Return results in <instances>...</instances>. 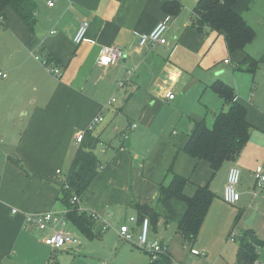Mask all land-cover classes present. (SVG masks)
<instances>
[{
	"label": "crops",
	"instance_id": "1",
	"mask_svg": "<svg viewBox=\"0 0 264 264\" xmlns=\"http://www.w3.org/2000/svg\"><path fill=\"white\" fill-rule=\"evenodd\" d=\"M33 1L31 27L10 7L0 15V72L5 74L0 76V264H45V248H51L43 240L49 232L28 224L23 214L67 211L62 178L79 144L76 135L88 131L96 114L103 117L91 129L99 138L94 154L100 168L80 194L82 209L98 212L116 228L119 220L113 214L135 210L137 215L124 222L138 232L135 204L154 207L157 185L170 169L187 177V195L197 186L210 189L209 162L190 158L183 147L195 122L210 127L225 107L209 87L215 80L231 85L246 109L249 136L238 156L221 164V184L231 166L240 169V198L232 214L243 222L241 231L251 229L260 243L253 264H264V188L256 197L251 193L253 171L257 166L264 170V0L234 3L254 38L233 51L224 31L195 26L198 0H55L52 6L49 0ZM169 14L166 44L139 46L138 35ZM82 20L89 22L85 40L74 44ZM112 45L122 48L123 57L115 65H99L101 48ZM31 51L49 56L61 75L50 74ZM247 55L257 61L253 72L242 69ZM167 91L173 98L165 96ZM149 222L150 236L157 221ZM61 229L84 235L69 218ZM105 230L93 221L92 231L101 232L97 239Z\"/></svg>",
	"mask_w": 264,
	"mask_h": 264
},
{
	"label": "trees",
	"instance_id": "2",
	"mask_svg": "<svg viewBox=\"0 0 264 264\" xmlns=\"http://www.w3.org/2000/svg\"><path fill=\"white\" fill-rule=\"evenodd\" d=\"M235 2L236 0H198L193 9L195 26L201 28L207 25L224 31L230 51L243 48L254 38L253 29L234 9ZM5 7L12 8L30 27L34 25L36 5L33 0H0V15ZM256 66L257 61L250 55H247L242 63V69L251 72L255 71ZM209 87L219 95L225 107L214 115L210 127L203 121L194 123L183 151L190 158L208 161L215 174L225 160H233L238 156L248 139L249 124L246 120V109L236 100V92L231 85L215 80ZM98 142V135L91 130L83 134L66 172L69 187H61L62 199L67 206V219H71L89 238H99L101 232L92 231L94 220L86 212H80L70 204V197L74 193L80 195L98 173L100 163L94 154ZM187 181V177L170 169L166 180L157 185L156 205H135L140 212L139 222L144 216H147L149 221L152 219L158 222L162 219L164 223L174 222L184 241L192 244L198 237L215 194L205 185L197 186L192 195H187L184 192ZM238 243L236 264H253L260 243L252 230L247 228L241 231ZM167 258L168 256L162 255L148 264H170Z\"/></svg>",
	"mask_w": 264,
	"mask_h": 264
},
{
	"label": "rangeland",
	"instance_id": "3",
	"mask_svg": "<svg viewBox=\"0 0 264 264\" xmlns=\"http://www.w3.org/2000/svg\"><path fill=\"white\" fill-rule=\"evenodd\" d=\"M1 25L2 23H0ZM254 44L258 46L260 42L258 41L257 43L255 41ZM209 180L212 182L210 189L214 192L215 196L208 209L203 227L194 244L186 245L184 239L177 233L176 224L173 222L164 223L160 219L157 222L156 231L151 232L150 236L152 238L159 237L162 239V243L167 247L169 255V259L167 258V260L170 262L176 264H235L233 248L235 246L236 249V246L238 247L239 245L238 234L241 231L240 228L242 226L240 225L243 222H241L238 214H232V208H234L236 203L229 204L222 199L221 191L223 185L221 184L222 175L220 174V168L212 178L210 175ZM130 211L128 214H113L114 219L119 220L117 228L111 224L110 226L112 228L105 230L100 239L95 237L89 238L82 233H76L75 235L81 244L79 250L71 246L59 250L45 248L44 263L148 264L150 262L149 254L133 242L123 240L118 234V229L122 223L129 226V228L131 227V223H125L124 220L128 219L129 215L136 216L137 212L135 210ZM234 228L237 236L235 240L231 241L228 236ZM131 232L136 236L137 232L132 228ZM154 240L159 241L157 238ZM115 243H117L116 249H114ZM224 247L226 248L225 255L223 256L222 252Z\"/></svg>",
	"mask_w": 264,
	"mask_h": 264
},
{
	"label": "built area",
	"instance_id": "4",
	"mask_svg": "<svg viewBox=\"0 0 264 264\" xmlns=\"http://www.w3.org/2000/svg\"><path fill=\"white\" fill-rule=\"evenodd\" d=\"M55 0H49L47 2L48 6H52ZM172 16L169 14L164 20L159 21L154 28L148 33H141L138 35V45L139 46H154V45H164L166 44V31L168 29L169 21L171 20ZM89 27V22L87 20H82L79 23V26L73 36L74 44H79L83 40H85V36ZM56 30H50V34H54ZM31 54L34 56L36 60H38L46 70L54 75L55 77H59L61 75L60 67L50 59L49 56L43 57L40 54L34 53L31 51ZM124 55V51L121 47L112 45V46H105L101 48L100 53L97 58V63L101 66H110L115 65L120 58ZM225 63H228L229 60L225 59ZM130 73V71H128ZM0 76H5L0 72ZM122 82H120V85ZM168 98H173V94L171 91H167L165 94ZM114 97L110 98L106 105L111 104L114 101ZM105 106L102 107V109ZM102 115L96 114L93 116L90 124L88 125L87 129L91 130L96 124L102 121ZM131 127H135V124H132ZM123 137L126 134H122ZM83 137V133H79L76 135V141L80 142ZM57 173H60V170H56ZM254 177V186L252 189L253 197L259 195V192L264 188V170L262 166H257L253 171ZM240 179V169L233 165L229 168L227 173L226 182L223 186L222 190V199L224 202L229 204L236 203L240 198V193L237 190V185ZM62 187L68 188V184L66 182V175L62 178ZM70 204L74 205L78 208L80 212H86L94 221H99L101 230L108 229L110 225L100 216V214L96 211L92 210H85L80 207V195L72 194L70 197ZM18 209L12 208V212L16 213ZM25 221L38 228L39 230L48 231L49 233L44 237V244L51 249L59 250L67 245H72L77 250H79V241L78 238L68 232H65L61 229L67 222L66 212H58V211H42V212H24L23 214ZM131 221L135 220V217H129ZM149 218L144 216L142 220L139 222V231L137 232L136 236L131 232V228L129 226L122 224L118 229V234L123 240L131 241L138 247L142 248L149 254L150 262L157 260L160 256H168L167 247L160 241L154 240L149 236ZM229 239L231 241L236 239V232L233 230L229 235ZM101 264V263H96ZM170 264H176L170 262Z\"/></svg>",
	"mask_w": 264,
	"mask_h": 264
},
{
	"label": "water",
	"instance_id": "5",
	"mask_svg": "<svg viewBox=\"0 0 264 264\" xmlns=\"http://www.w3.org/2000/svg\"><path fill=\"white\" fill-rule=\"evenodd\" d=\"M254 214H252L247 220L246 223L249 224Z\"/></svg>",
	"mask_w": 264,
	"mask_h": 264
}]
</instances>
